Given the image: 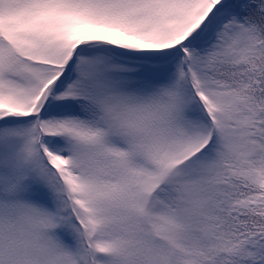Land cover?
Instances as JSON below:
<instances>
[{
	"label": "snow or ice",
	"instance_id": "6c2138e0",
	"mask_svg": "<svg viewBox=\"0 0 264 264\" xmlns=\"http://www.w3.org/2000/svg\"><path fill=\"white\" fill-rule=\"evenodd\" d=\"M0 264H264V0H0Z\"/></svg>",
	"mask_w": 264,
	"mask_h": 264
}]
</instances>
